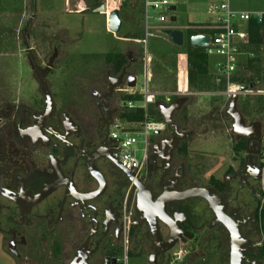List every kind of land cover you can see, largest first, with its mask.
<instances>
[{"label": "flooded vegetation", "instance_id": "af4514ba", "mask_svg": "<svg viewBox=\"0 0 264 264\" xmlns=\"http://www.w3.org/2000/svg\"><path fill=\"white\" fill-rule=\"evenodd\" d=\"M24 44L36 86L19 76L0 87L4 264H122L126 252L129 263L264 264L262 125L251 138L234 135L235 146L244 145L237 165L206 183L190 166L195 132L174 121L154 138L145 173L136 177L111 161H119L111 132L130 113L123 70L140 64L138 48L115 54L127 60L118 73V60L108 55L91 101H81L77 91L50 81L56 60L46 70L52 57L44 63ZM196 189L212 191L213 202L192 194ZM125 214L131 215L126 246Z\"/></svg>", "mask_w": 264, "mask_h": 264}, {"label": "rangeland", "instance_id": "374dc122", "mask_svg": "<svg viewBox=\"0 0 264 264\" xmlns=\"http://www.w3.org/2000/svg\"><path fill=\"white\" fill-rule=\"evenodd\" d=\"M172 1L178 10L170 14L169 20L175 17L177 26H185L191 14L195 15L198 24L207 25L217 20V16L212 14V7L216 0ZM73 2L71 14L68 12L69 0H33L32 9L37 17L35 23L33 22L30 46L35 48L34 53L36 55L38 53L44 63L54 56V51L57 49L54 72L49 78L53 85L64 86L70 93L77 91L81 101H91L90 91L96 86V80L104 76L103 62L107 56L118 52L125 54L134 49L133 45L136 42L133 40L136 39L139 40L142 48L138 53L139 56L141 55V64H144V67L141 66L137 72L138 90L148 86L150 91L154 89L164 91L162 72L169 82L179 76L180 70L182 74L185 72L189 74L188 32L185 31V43L182 47L174 45L155 29L154 19L158 13L152 8L148 10L150 19L147 21V11L144 10L143 0H121L116 4L108 0L101 2L100 0H74ZM104 2L108 3L109 11L120 10L123 28L118 34L107 29L108 13L92 12ZM231 6L264 10V0H231ZM50 21H55L54 25L49 23ZM204 32L212 34L211 30ZM11 33L13 32L9 33L8 45L0 46V87H7L12 81L19 82V76L30 86L35 87L33 74L25 59L28 53L25 41L12 36ZM253 51L256 52L254 49ZM178 52L185 56L181 62L178 61ZM244 55L247 57L243 62L244 69H247L248 58L256 59L257 57L261 61L258 64L261 70L255 88L249 89L248 93L240 96L239 110L247 125L260 122L264 133V95L260 93L264 91V62L262 61L264 58L260 54L254 56L255 54L252 55L249 51H246ZM158 59L162 72L158 78L154 79L153 65L157 64ZM222 62L221 57H209L208 73L200 75L190 85L191 91L196 95L188 96L189 100L183 107V111L175 115L177 120H182V117L186 116V121L183 123L182 120L183 124L180 126L182 131L195 132L193 142L189 145L190 166L206 183L211 176L224 177L228 168L237 165L239 157L235 150L234 121L227 115L231 99L219 93L227 88L225 76L218 69V65ZM146 77H149V81L147 80L145 86ZM218 79L222 80L219 81V86ZM215 89H219V92L214 91ZM213 92L219 93V96H213ZM139 139L141 143L136 146L137 149L143 147L144 137L139 136ZM137 156L141 158V152ZM0 264L4 263L0 260ZM130 264H141V261L135 259Z\"/></svg>", "mask_w": 264, "mask_h": 264}, {"label": "built area", "instance_id": "2783aa9c", "mask_svg": "<svg viewBox=\"0 0 264 264\" xmlns=\"http://www.w3.org/2000/svg\"><path fill=\"white\" fill-rule=\"evenodd\" d=\"M230 3L231 0H216L212 7V14L217 16V20L212 24L201 25L195 28V30L200 32L197 34L209 35L202 32L205 30H211L213 32L212 35H209L211 37V45L206 48L205 51L208 56H218L223 59V62L218 65V69L224 74L227 83V88L223 93V96L229 100L232 99L234 94H237L241 88L240 85L233 84L231 78L236 71L238 56L240 54L239 42L248 39L247 31L237 28L236 25L240 23H248L252 19H255L258 23H264V12H234L231 10ZM173 5L172 0H145L147 21L150 19L148 10L152 8L158 13L156 20L160 25H173V22L169 20V16L172 12L168 10L169 7ZM124 91L128 96L135 94L132 88L126 87ZM260 93L264 95V91H260ZM186 94H190L187 89H178L177 92L172 95L175 97H181ZM158 96H160V94L155 91H150L148 86H146L141 93L142 99L139 104L133 100L127 101L126 104L129 112L143 109L144 120L130 121L125 118H120L113 124L111 140L114 141L116 145L115 155L124 168L136 173V177H141L145 173L154 138L158 135H164L168 131V124L165 121H155L150 118L149 106L157 102ZM165 98L167 104L172 103L173 99L171 95H165ZM139 136L144 137L143 147L141 149L136 148V146L141 143ZM139 152L142 154L141 158H138L137 156ZM130 217V214H125L124 216L126 231L124 233L125 246L127 243V231L130 229ZM182 255V250L175 251V257H181ZM121 263L130 264L128 262L127 252L124 257L121 258Z\"/></svg>", "mask_w": 264, "mask_h": 264}, {"label": "crops", "instance_id": "0c3cea01", "mask_svg": "<svg viewBox=\"0 0 264 264\" xmlns=\"http://www.w3.org/2000/svg\"><path fill=\"white\" fill-rule=\"evenodd\" d=\"M73 1L74 0H69L70 9L68 10V12L71 13V14L73 12V11H71V5L74 3ZM143 3L145 5V0H143ZM230 6H231V3H230ZM32 7H33V0H0V46L8 45V38L10 37V34H9L10 32H13V33H11L12 36H14L16 38H20V39L22 38L23 41H25L26 39L29 40V45H31V41H32V39H31V31H32V27H33V22L35 23L36 17H37V15L34 14L35 12H33ZM144 10H145V7H144ZM231 10L234 11V12H264V10H249V9H245V8H242V7H233V6H231ZM50 14L52 15V13H50ZM219 18H220V15H219ZM154 20H155V23H156L155 29L157 31L161 32L162 34H163V30L167 29V28L184 29L185 31L188 32V35H189L188 38H190V36H192V35H196V32H197V30H195L196 27L204 25V24H198L196 22V17H195L194 14H191V15L188 16V22H187V24L185 26H177V25H175V23L177 21L175 23H173V25L166 24V25L163 26V25H160L157 22L156 19H154ZM49 23L54 25L55 21H50ZM209 24H212V22L209 23ZM209 24H207V25H209ZM247 25H248V23H240V24L236 25V27L241 29V30H246L247 31V29H246ZM21 34H22V36H21ZM164 36L167 37L166 35H164ZM4 41H6V42H4ZM133 41L136 42L133 46L138 48V50H142V48H141V46L139 44V40L137 41V39H136V40H133ZM184 43H185V41H184ZM239 44H240V54L238 56V62H237L236 70L237 71H238V69H239V71L242 70L243 73L246 72V74L248 76V75H251L252 73H254L255 71L249 70L248 67H247V69H244L243 62H244V59L247 58L244 55L245 52L249 51V53H252V55L255 54L254 56L260 54L264 58V46L260 47L258 49L255 46L250 45L249 44V34H248V39L246 41L239 42ZM189 45H190V43H189ZM177 47H180V46H177ZM253 49L256 52H254ZM180 54H182V53L178 52V55H179L178 56V61L179 62L182 61V58H185V56H182ZM141 61H140V64L137 67H135L133 69L131 67V69H130V73L131 74H135L137 76V72L140 69V67L141 66L144 67V64H141ZM159 61L160 60L158 59L157 64L154 63V65H153V67H154L153 78L154 79L158 78L159 75L162 72V70L160 68V63L158 64ZM249 61H250V59L248 58L247 65H248ZM262 61L264 62V59ZM181 75H183V77ZM162 76H163V78H162L163 84L165 85V90L164 91L163 90L160 91L158 89H154L153 91H155L158 94H160V96H158L157 102L155 104H152V105L149 106V111L151 113L150 117H152L155 121H162V120L164 121V117H163V115L160 112V107L161 106H163V105H165V106L169 105L170 106L171 104L175 103L178 99L186 98L187 101L183 104L181 110H179L177 113H175V115H177L178 113L180 114L183 111L182 110L183 107L185 106V104L189 100L188 96H190V94L196 95V93H193L191 91V86L189 84V74L188 73L185 72V73L182 74V72L180 70L179 76L174 78V80L172 79V81L170 80V82L167 80V78H165V76L163 75V72H162ZM148 79H149V77L148 78L146 77L145 86L147 85V80ZM158 81H159V79H158ZM219 81L221 82L222 80H219ZM137 82H138V78H137ZM137 85H138V83H137ZM217 85L219 86V83H217ZM126 87H127V85H126ZM144 89H145V87H143L142 89L138 90L137 86H136V88H133V92L135 94L132 95V97H136V98L140 99L139 101L136 100L137 104H139L141 99H142L141 93H142V91ZM178 89H182V90L187 89L190 94H186V95L181 96V97L173 96L172 94L176 93ZM225 90L219 92V89H215L214 91L219 92L223 96V93L225 92ZM213 93H214L213 96H215L216 94H218L217 96H219V93H215V92H213ZM165 95H171V97L173 99L172 103L167 104L165 102L166 101L165 100L166 99ZM175 115L173 117L174 121H176L177 124H179L181 126L186 121V116L182 117V120H183V123H182V120L181 119L177 120V117Z\"/></svg>", "mask_w": 264, "mask_h": 264}, {"label": "water", "instance_id": "95a60500", "mask_svg": "<svg viewBox=\"0 0 264 264\" xmlns=\"http://www.w3.org/2000/svg\"><path fill=\"white\" fill-rule=\"evenodd\" d=\"M112 3H118L121 0H108ZM170 12H176L177 7L170 6L168 9ZM94 13H108V30L114 34H118L121 32L123 28V21L121 19V13L120 10L114 9V10H108V3L105 2L102 4V6L98 9L94 10ZM177 19L175 17L171 18V22L175 23ZM163 34L166 35L175 45L182 47L184 45L185 41V30L184 29H164ZM211 37L209 35L204 34H196L192 35L189 38V43L191 47L194 48H201L206 49L210 47ZM57 50H55L54 56L51 58L49 65L46 67V70H51L53 68V63L57 57ZM131 66L128 65L123 70V76L126 77V85L128 88H136L137 86V76L135 74L130 73ZM249 91V87H241L240 91L237 94H234V96L231 99V102L229 104V108L227 111V115L230 116L234 123H233V134L237 137L238 140L241 138H251L255 133H258L261 130V123L256 122L253 123L251 126H248L246 123V120L243 116V114L239 110V98L241 95L247 93ZM187 101L186 98H180L175 103H173L170 106H161L160 112L164 117V121L168 124L170 127L174 123V115L179 110H181L183 104ZM176 131L178 132L179 129L176 128ZM115 166H117L119 169H121L124 172H128L126 168H124L121 163L115 159L114 157L111 160ZM263 181H264V175H263ZM194 195L202 196L205 199H207L209 202H213V194L212 191L207 189H196L191 192ZM186 195V192L183 193V196ZM213 199V200H212ZM140 202V201H139ZM178 240L171 245L173 248L177 244Z\"/></svg>", "mask_w": 264, "mask_h": 264}, {"label": "trees", "instance_id": "16d2710c", "mask_svg": "<svg viewBox=\"0 0 264 264\" xmlns=\"http://www.w3.org/2000/svg\"><path fill=\"white\" fill-rule=\"evenodd\" d=\"M247 32L249 34V44L255 46L256 48H260L264 46V23H258L255 19H252L250 22H248L247 25ZM204 32V31H202ZM200 33V32H196ZM205 33V32H204ZM208 34V33H206ZM213 34V32H212ZM209 34V35H212ZM190 59V70H189V84H193L194 80H196L197 77L203 74L208 73V68H209V56L207 55L205 49L201 48H194L189 45L188 51H187ZM116 58L118 61H115V68L114 71L116 73L120 72L122 68L126 65L127 60L124 57V55H111L109 57V60ZM260 59L256 57V59L252 58L248 62L247 67L251 71H256L254 72L255 75H245L242 70L238 71L236 70L231 78V82L233 84H238L241 87H249V89H254L256 84L259 81L260 78V68L258 67V64L260 63ZM246 71V70H245ZM257 74V75H256ZM126 101H132L134 100L136 102L139 101V98L132 97V96H126L125 97ZM158 112V111H157ZM151 115V113H150ZM121 118H125L126 120H137V121H142L144 120V111L143 109H137L136 111H132L130 113H126L123 115ZM152 120H154L152 117H150ZM236 151H241L244 150V145L239 144L235 146ZM183 152H187V146H184L182 148Z\"/></svg>", "mask_w": 264, "mask_h": 264}]
</instances>
